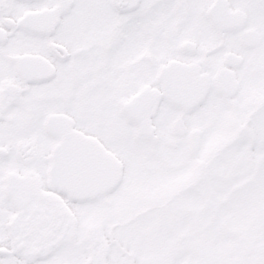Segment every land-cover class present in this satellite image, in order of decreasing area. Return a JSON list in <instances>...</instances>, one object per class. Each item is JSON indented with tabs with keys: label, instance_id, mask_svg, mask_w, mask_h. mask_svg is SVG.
<instances>
[{
	"label": "snow or ice",
	"instance_id": "obj_1",
	"mask_svg": "<svg viewBox=\"0 0 264 264\" xmlns=\"http://www.w3.org/2000/svg\"><path fill=\"white\" fill-rule=\"evenodd\" d=\"M0 264H264V0H0Z\"/></svg>",
	"mask_w": 264,
	"mask_h": 264
}]
</instances>
